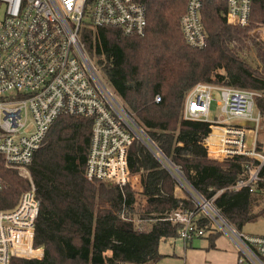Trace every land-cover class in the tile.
Returning a JSON list of instances; mask_svg holds the SVG:
<instances>
[{
	"label": "trees",
	"instance_id": "trees-1",
	"mask_svg": "<svg viewBox=\"0 0 264 264\" xmlns=\"http://www.w3.org/2000/svg\"><path fill=\"white\" fill-rule=\"evenodd\" d=\"M187 2L146 0L143 37L89 26L82 30L81 44L147 140L241 232L264 217L263 208L256 212L264 204V182L252 192L234 189L246 179L248 167L258 163L247 157L223 163L210 159L202 145L207 125L185 120L183 105L199 83L264 92V43L247 28L227 24L225 0H206L202 19L208 46L190 48L180 25ZM252 21L264 23V0H254ZM91 134V119L70 115L59 117L48 132L29 167L40 201L34 246L43 257L12 264H157L164 258L160 243L179 238L181 231L167 220L171 213L195 212L199 226L211 230L212 222L193 195L177 196L173 175L137 139L129 152L125 186L88 181ZM30 189V181L0 157V209L14 208Z\"/></svg>",
	"mask_w": 264,
	"mask_h": 264
},
{
	"label": "built area",
	"instance_id": "built-area-1",
	"mask_svg": "<svg viewBox=\"0 0 264 264\" xmlns=\"http://www.w3.org/2000/svg\"><path fill=\"white\" fill-rule=\"evenodd\" d=\"M225 2L227 24L247 28L250 36L264 43V23L252 21L254 0ZM205 3L206 0H188L181 18L184 41L197 50L208 46L202 19ZM1 5L4 17L0 21V157L7 168L16 170L31 183V189L21 195L14 208L0 209V264H12L14 259L43 256V250L34 246L40 201L29 167L59 117L92 120L85 169L88 181L120 187L129 182V152L143 131L85 54L81 33L90 26L143 37L148 9L146 0H0ZM214 93L220 99L213 115ZM155 101L159 103L160 97ZM261 102L264 103V92L208 83L195 85L184 100L183 118L207 125L202 145L210 159L219 163L236 157L257 161V165L248 167L246 179L235 190L248 188L252 192L258 183L264 182ZM27 126L32 130L24 133ZM159 155L165 159L160 152ZM164 163L182 183L180 170L167 159ZM198 198L204 217L236 246L238 264H264V236L236 230L212 203ZM167 220L181 226L179 238L185 245L205 235L195 212H174Z\"/></svg>",
	"mask_w": 264,
	"mask_h": 264
},
{
	"label": "rangeland",
	"instance_id": "rangeland-1",
	"mask_svg": "<svg viewBox=\"0 0 264 264\" xmlns=\"http://www.w3.org/2000/svg\"><path fill=\"white\" fill-rule=\"evenodd\" d=\"M3 17L4 7L1 5L0 21L3 20ZM98 73L100 74V72ZM213 98L215 101L212 103L211 109L214 115L215 112L217 113V101L220 99V96L218 93H214ZM31 130L32 127L27 126L24 129V133H29ZM140 137L148 143L155 154H157L158 158L165 162V159L160 157L159 152L147 141L146 136L143 135L141 131L138 134V141L141 142ZM174 178L177 182L176 190L178 195L184 196L185 194H191L196 200H198H195L198 205V202H200L201 199L198 198V194L190 188L184 177L182 179V183L178 181L180 178ZM139 204L142 208L145 206L142 198H139ZM262 208L264 209V204L257 207L256 212L261 211ZM138 221H140V219ZM241 232L252 236H264V217L247 224ZM213 235L216 236L213 237ZM211 241H214V243ZM159 252L164 256V258L157 264H238L239 259V253L234 243L214 222H212L211 230L205 231V235L203 237L194 239L191 242V245L190 243L185 245L183 240L180 238L169 239L160 243Z\"/></svg>",
	"mask_w": 264,
	"mask_h": 264
},
{
	"label": "water",
	"instance_id": "water-1",
	"mask_svg": "<svg viewBox=\"0 0 264 264\" xmlns=\"http://www.w3.org/2000/svg\"><path fill=\"white\" fill-rule=\"evenodd\" d=\"M143 134V133H142ZM144 135V134H143ZM141 142L157 157V159L161 162V164L172 174L171 170L166 166V164L158 158L157 154H155V152L151 149V147L148 145V143H146L143 138L140 137ZM148 141V140H147ZM149 142V141H148ZM150 143V142H149ZM151 144V143H150ZM154 147V145H153Z\"/></svg>",
	"mask_w": 264,
	"mask_h": 264
},
{
	"label": "crops",
	"instance_id": "crops-1",
	"mask_svg": "<svg viewBox=\"0 0 264 264\" xmlns=\"http://www.w3.org/2000/svg\"><path fill=\"white\" fill-rule=\"evenodd\" d=\"M138 126V125H137ZM147 139V138H146ZM174 177V176H173ZM176 195L177 196H179V197H183V195L181 196V195H178V193H177V190H176ZM191 245V244H190ZM43 257V256H42Z\"/></svg>",
	"mask_w": 264,
	"mask_h": 264
}]
</instances>
